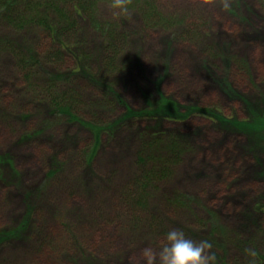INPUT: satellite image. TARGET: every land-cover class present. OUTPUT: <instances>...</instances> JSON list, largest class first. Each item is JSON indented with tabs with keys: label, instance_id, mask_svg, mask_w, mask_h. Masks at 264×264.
I'll return each instance as SVG.
<instances>
[{
	"label": "rangeland",
	"instance_id": "1",
	"mask_svg": "<svg viewBox=\"0 0 264 264\" xmlns=\"http://www.w3.org/2000/svg\"><path fill=\"white\" fill-rule=\"evenodd\" d=\"M110 3L57 61L0 18V264H144L172 228L264 264V0Z\"/></svg>",
	"mask_w": 264,
	"mask_h": 264
},
{
	"label": "trees",
	"instance_id": "2",
	"mask_svg": "<svg viewBox=\"0 0 264 264\" xmlns=\"http://www.w3.org/2000/svg\"><path fill=\"white\" fill-rule=\"evenodd\" d=\"M96 4L97 0H0V18L14 27L21 28L23 24L34 25L49 33L57 48L50 49L52 52L50 57L57 61L62 57L61 51L70 48L76 31L75 23L68 12L69 9L73 10L77 16L89 18L92 13H95ZM16 9H19L18 13H16ZM144 12L146 20L149 22L154 23L159 18V15L154 12ZM55 19L60 22H56ZM104 43L105 61L112 63L113 56L124 43V38L121 35L106 32L104 33ZM157 106L159 111H162L169 104L161 101ZM150 176V173H146L143 179L147 180ZM142 184L140 180L137 182L139 187L140 185L143 187ZM253 264H257L255 259Z\"/></svg>",
	"mask_w": 264,
	"mask_h": 264
},
{
	"label": "clouds",
	"instance_id": "3",
	"mask_svg": "<svg viewBox=\"0 0 264 264\" xmlns=\"http://www.w3.org/2000/svg\"><path fill=\"white\" fill-rule=\"evenodd\" d=\"M129 0H111L113 15L127 12ZM224 7H228L225 2ZM213 242L207 238L194 240L183 229L172 228L163 233L155 247L149 245L141 250L144 264H216Z\"/></svg>",
	"mask_w": 264,
	"mask_h": 264
}]
</instances>
